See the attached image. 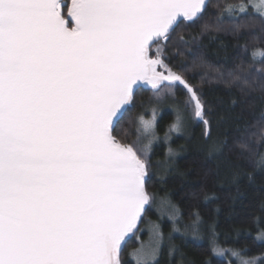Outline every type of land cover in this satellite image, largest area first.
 Returning <instances> with one entry per match:
<instances>
[{"label":"snow or ice","instance_id":"1","mask_svg":"<svg viewBox=\"0 0 264 264\" xmlns=\"http://www.w3.org/2000/svg\"><path fill=\"white\" fill-rule=\"evenodd\" d=\"M64 7L0 0V264H121L150 199L144 160L114 135L134 85L207 124L162 47L205 0H71L68 18ZM249 7L264 18V0Z\"/></svg>","mask_w":264,"mask_h":264},{"label":"trees","instance_id":"2","mask_svg":"<svg viewBox=\"0 0 264 264\" xmlns=\"http://www.w3.org/2000/svg\"><path fill=\"white\" fill-rule=\"evenodd\" d=\"M248 1L208 0L199 16L179 20L162 45L171 66L201 92L207 124L140 86L116 127V138L134 146L147 166L149 197L169 199L189 232L166 234L155 264H240L233 250L264 261V18L253 11L227 15L229 6ZM61 3L68 18L71 0ZM151 114L145 136L140 121ZM147 217L158 219L150 201L140 225ZM135 233L124 242L121 264H135L129 256L140 244Z\"/></svg>","mask_w":264,"mask_h":264},{"label":"rangeland","instance_id":"3","mask_svg":"<svg viewBox=\"0 0 264 264\" xmlns=\"http://www.w3.org/2000/svg\"><path fill=\"white\" fill-rule=\"evenodd\" d=\"M256 2L257 0H249L248 2L240 5L229 6L228 9L232 10L227 11V15L237 16L248 14L253 11L249 6ZM154 120L155 115L152 114L142 117L140 121L141 133H145V136L149 135L150 130H152ZM145 121L150 122V127L145 126ZM150 149L151 147L149 146V153H151ZM149 200L150 208L158 219L153 220L151 217L145 218V222L139 226L137 232L135 233V238L140 242V244L136 249L131 251L129 255L135 264H137V261L141 259H146L148 264H155L159 260L163 245L167 242L166 234L170 233L171 237L178 235H185L186 237L189 236L186 235L189 232H183L185 231L184 226H181L177 209L169 199L150 195ZM166 228H169L168 233L165 231ZM149 248H154V252L147 257L142 256L141 253ZM234 259L236 260V257H234Z\"/></svg>","mask_w":264,"mask_h":264},{"label":"water","instance_id":"4","mask_svg":"<svg viewBox=\"0 0 264 264\" xmlns=\"http://www.w3.org/2000/svg\"><path fill=\"white\" fill-rule=\"evenodd\" d=\"M62 1H63V0H60V2H62ZM207 1H208V0H205V4L207 3ZM70 7H71V3H70V6H69V9H70ZM199 15H200V14H199ZM199 15H198V16H199ZM195 18H196V17H195ZM182 19H185V18L180 17V18H178L177 22H178L179 20H182ZM177 22H176V23H177ZM173 27H174V26H173ZM170 32H171V30H170ZM140 86H142V87H144V88H147V89H152L150 85H148V84H146V83H144V82H139L137 85H134V87H133V92H134L138 87H140ZM128 104H129V103H128ZM128 104L124 106V108L121 110L122 112L126 109V107L128 106ZM149 201H150V200H149ZM148 205H149V203L145 206V210L147 209ZM144 213H145V212H144ZM144 213H143L142 216H141V220H142V218H143V216H144ZM141 220H140V222H141ZM140 222H138L137 229L134 230L133 232L129 233V234L125 237V241H126L127 239L131 238V237L134 235V233L138 230L139 225H140ZM123 245H124V243L122 244V247H123Z\"/></svg>","mask_w":264,"mask_h":264}]
</instances>
